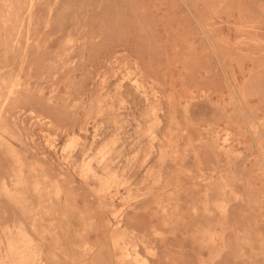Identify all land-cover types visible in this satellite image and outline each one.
<instances>
[{
  "label": "rangeland",
  "instance_id": "1",
  "mask_svg": "<svg viewBox=\"0 0 264 264\" xmlns=\"http://www.w3.org/2000/svg\"><path fill=\"white\" fill-rule=\"evenodd\" d=\"M0 264H264V0H0Z\"/></svg>",
  "mask_w": 264,
  "mask_h": 264
}]
</instances>
